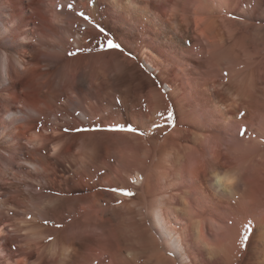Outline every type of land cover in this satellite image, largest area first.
Here are the masks:
<instances>
[{
    "label": "bare ground",
    "instance_id": "1",
    "mask_svg": "<svg viewBox=\"0 0 264 264\" xmlns=\"http://www.w3.org/2000/svg\"><path fill=\"white\" fill-rule=\"evenodd\" d=\"M0 264H264V0H0Z\"/></svg>",
    "mask_w": 264,
    "mask_h": 264
},
{
    "label": "snow or ice",
    "instance_id": "2",
    "mask_svg": "<svg viewBox=\"0 0 264 264\" xmlns=\"http://www.w3.org/2000/svg\"><path fill=\"white\" fill-rule=\"evenodd\" d=\"M63 7V6H61ZM67 8L69 10H72L74 8V4L72 3H69L67 5ZM78 16L81 17L84 21L86 22H89V23H93V26L95 27V29L97 30L98 34L100 35H103L104 34V29L101 28L99 25L95 24L91 17L89 15H86L85 12L83 11H80L78 12ZM101 45H103V47H101ZM98 47L102 50V51H112V50H117V51H122L121 49V46L119 44H117L114 40L110 39V38H107L105 37V42H102L100 45H98ZM84 49H81V48H78L77 50L75 51H68L66 53V56L69 57V58H73V57H76L80 54L81 51H83ZM87 50L89 52H91V48L90 46L87 47ZM140 67H143L142 65ZM77 115H79V113H77ZM158 115H162V116H166L167 119L166 121H171V123H169V126H171L172 128H175L176 127V120H175V113H174V110H171V111H167L166 115L164 112H160L158 113ZM240 117H243L245 115V113L241 112L240 114ZM155 128H160L161 125L159 124H154ZM63 131L65 133H69L71 131H75L77 133H82V132H129V133H136V134H139V135H144L145 133L140 131L138 128L136 127H133L131 125H125V124H120V123H110L108 125H103L101 123H96L94 126L92 127H88V128H85V127H75V128H69V127H65L63 129ZM247 131L248 129L245 128V127H240L239 128V135L241 137L245 136L247 134ZM220 179L223 181V180H227V183L229 185H232L235 183L234 180L232 179H228L227 177H220ZM107 192L109 193H118L120 195H124V196H129V197H132L134 196L135 194L132 192V191H129L128 189L126 188H122L120 186H115V187H108L106 189ZM119 203V201H118ZM29 219H31V217H29ZM43 223L45 225L49 224V223H53L54 226L56 228H61L62 225L59 224V223H55L54 221H50L49 219H45L43 221ZM247 227V226H246ZM54 239L53 236L49 235L48 237V240L49 241H52ZM244 239L245 240H248L249 239V236L247 235V233H245L244 235Z\"/></svg>",
    "mask_w": 264,
    "mask_h": 264
},
{
    "label": "rangeland",
    "instance_id": "3",
    "mask_svg": "<svg viewBox=\"0 0 264 264\" xmlns=\"http://www.w3.org/2000/svg\"><path fill=\"white\" fill-rule=\"evenodd\" d=\"M141 63L146 67L149 68V65L146 63V61H144V59H142ZM165 88V86H164ZM177 262L180 263V261L177 259Z\"/></svg>",
    "mask_w": 264,
    "mask_h": 264
}]
</instances>
